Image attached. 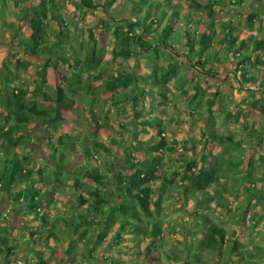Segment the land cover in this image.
Wrapping results in <instances>:
<instances>
[{
  "label": "trees",
  "instance_id": "trees-1",
  "mask_svg": "<svg viewBox=\"0 0 264 264\" xmlns=\"http://www.w3.org/2000/svg\"><path fill=\"white\" fill-rule=\"evenodd\" d=\"M76 1L83 11L98 10L108 20L115 22L113 20L116 19L112 14L118 6L119 0ZM180 1L189 3L192 8L201 10L205 14L206 20L202 22V29L197 30L196 27L200 21L190 18L188 12L181 10V6L175 4L173 0H127L137 20H122L110 31L116 44L112 51V61H127L131 57H141L145 61V67L153 68L155 66L149 60L151 53L158 58L159 48L172 47L174 49L173 46L181 43L179 45L184 49V57L193 63L194 67L199 66L204 69V65L207 63L209 71L207 70L206 73L209 74L210 66L221 61L217 56V51L208 50L211 49L213 40L217 37L215 23L212 20L214 11L217 7L222 8L231 4L241 5L245 0ZM1 2L4 4V0ZM24 2V0L15 1L20 14L25 18L30 28L29 36L20 40V44L26 55L37 58L35 72L38 75L37 79L39 77L41 81L38 83L36 80L32 81V89L29 90L28 85L22 88L21 84L24 80H17V73L12 72L6 64L0 71V196L4 195L19 208L25 207V212L32 215L34 223L30 229V235L37 237L39 242L42 241L45 244L49 253L47 259L54 258L59 251H62L69 264H74L78 258L84 264H128L110 256V253H105L107 256L103 259H98L97 255L95 256L99 246L106 241L109 235L113 239L111 242L116 245H121L124 240L123 236L126 235L137 249L142 242L149 241V249L152 252L157 247V241L162 234V221L154 214H159V206L163 197L171 193L175 195L181 193L187 202L190 197L206 194L213 190L220 198L216 202V207L233 213L226 203L222 191L213 187L219 184L222 169L238 171L232 164L237 163L240 158H234V156L228 160L223 158L220 161L216 160L213 166L204 164L205 158H201L202 165L199 166L194 159L186 161L183 166L185 172L183 174L174 173L179 177V184L166 172H162V175L158 176L156 164L132 161L130 153L127 158V174L119 173L113 185H111L108 175L103 171L100 172L99 167L95 164L86 168L82 166L74 170L67 169L66 165L69 162L67 153L69 149L72 150L75 130H71L70 133L65 132L62 125L65 121L64 112L75 110V97L92 103L99 97L108 94L110 102L118 106L122 90L132 84L135 75L127 71L123 65H119L112 68L107 78L98 85L92 84L88 78L83 79L82 76L92 78L95 74L100 75L106 71L103 52L97 45L92 29L88 30L86 49L81 56L68 57L64 54L59 56L56 52L68 49L71 44L67 40L68 34L61 29L64 26L61 22L63 20L59 17L60 12L57 4L54 0H38V4L29 9L23 6ZM248 2L251 13L247 16V23L248 27L252 28L254 22L264 16V6H262L264 4L262 0H248ZM48 19L60 23L57 33L61 36L49 44L44 36V28L41 26V23ZM178 19L186 24L181 38L178 36L181 28L177 32L173 28ZM111 22L109 21V23ZM153 24H155L154 28ZM7 27H9L8 23L5 25V28ZM135 28L139 30L138 33L134 32ZM221 30L223 35L217 43L223 46L226 55L228 54L232 60H235L236 71L240 73L237 77L242 80V86H255L259 90L256 92L254 89L247 88L249 98L246 105L264 115V70L261 69L264 65V55L261 54L264 50V38L249 36L239 38L230 22L220 23ZM131 48H133L132 51ZM11 55L16 58L13 53ZM16 62L21 63L25 69L30 65L27 61L19 62V59ZM179 64V58L175 57L158 70L151 69L154 72L152 76L156 77L158 81L155 86H158L160 91H163L164 88L167 89L169 82L177 81L179 78L182 80L183 76L178 74ZM60 66L68 68V71L62 73L60 77L64 84L55 87L48 85L47 71L50 69L59 74ZM14 82H17L19 87L13 86ZM192 88L195 91L193 95H189V92L183 90L190 105L194 101L200 103L204 91L199 86L198 80ZM140 91L141 94L146 93L144 90L140 89ZM257 95L259 96L255 97ZM161 96L165 97L163 93ZM137 101V97L131 100L134 119H137V114L142 113V108H136ZM193 111L196 114L199 113L197 108ZM97 121H94L96 126L99 125ZM104 121L106 125L109 118L105 116ZM135 123L141 128L139 130L145 131V133H147V129L143 127L153 125L147 120L135 121ZM38 124L47 128L48 134L44 140L48 146L46 170L42 172H35V161L30 154H19L17 149L20 146L26 150L30 149V134L35 139L38 138L35 135ZM154 125L158 126L159 124ZM65 127L70 129L69 126L65 125ZM139 130H137L138 133ZM157 136L158 141L153 142L150 138L143 143V146L138 143L134 144L131 150L139 153L147 152L149 155H154L157 161L159 160L156 155L162 150L174 152L173 147H168L167 137L163 135L162 130H157ZM53 138L57 139L59 147L52 145ZM233 149H238L237 143L227 145L222 151V155ZM83 150L86 159L89 160L101 152H109L107 146L102 142L91 139L84 140ZM240 150L241 148H239V153ZM47 168H49L48 172ZM108 172H112V170L108 169ZM158 180L161 181L160 184L155 185ZM110 186L116 193L119 202L113 200L110 193L107 192ZM68 187L71 189V200L67 204L64 201L67 198ZM154 195L157 196L155 200H153ZM211 197L206 201L208 202ZM57 200H64L60 204L61 207L58 206L59 203L56 204ZM252 200L256 204H260L264 201V192L249 193L248 202ZM115 202L116 204H114ZM196 207L202 211L209 209L208 205H202V203H197ZM195 217L202 221L195 222V224L192 222L190 226L204 229V236L193 235V238L190 237V239L187 237L183 242L186 254L185 262L181 263L176 256L170 258L168 255L167 259L171 264H194V262L196 264H212L218 259L222 260L223 264L227 261L238 260L242 264H260L257 259H254L255 254L243 248L237 240L228 245L225 240L224 228L212 223L207 216L202 214L195 213ZM256 217L257 214H252L251 221L254 222ZM68 226L72 231L66 229ZM180 226L185 227L182 223ZM39 227L43 229L39 230ZM45 227L47 228L45 229ZM7 230H9L7 225H0V264H4L1 262L2 253L16 254L19 252V238L11 236ZM10 230L12 231V229ZM197 231L198 228L195 233ZM9 243L11 247L8 246ZM35 243L36 239L31 241L28 239L22 244L25 248H29L31 244ZM225 245L227 247L225 251H229L230 256L228 257L225 256V251L223 253ZM55 246H60V250ZM254 249L260 250L257 247ZM33 253L35 261L28 264H48L41 252L34 251ZM204 253L208 256L213 254L214 257L217 255L219 258L203 262L200 258ZM256 257H258L257 254Z\"/></svg>",
  "mask_w": 264,
  "mask_h": 264
},
{
  "label": "rangeland",
  "instance_id": "rangeland-1",
  "mask_svg": "<svg viewBox=\"0 0 264 264\" xmlns=\"http://www.w3.org/2000/svg\"><path fill=\"white\" fill-rule=\"evenodd\" d=\"M4 1L5 3L3 4L0 0V71L6 64L12 72L17 73V80H24L21 84L22 88L28 85L29 90H31V82L36 78L34 74L37 58L26 55L25 50L20 44V40L29 36L30 28L16 6V0ZM24 1L22 3L23 6L29 9L38 4V0ZM54 1L60 12L59 17L63 20L61 22H63L64 27L61 29L68 34L67 40L71 44V47H68V49L57 51V55L64 54L68 57L81 56L84 49H86L88 30L92 29L93 36L97 40V45L103 52V62L106 71L100 75L95 74L92 78L87 76H82V78H88L92 84L98 85L102 80L107 78L112 68L123 65L132 74L136 76L141 74L140 76H143L144 79L138 80V84H135L146 92L145 94H141L139 92L140 89H134V86L131 84L122 90L121 97L118 99L120 102L118 106L110 102V95L108 94L104 97H99L98 100L92 103L84 102L81 98L75 97V110L64 112L63 114L65 121L62 125L65 132L70 133L71 130H75L73 132L74 143L72 150L69 149L67 153V157L69 158V162L66 165L67 169L74 170L82 166L86 168L95 164V166L99 167L100 172L103 171L108 175L111 185H113L119 173L127 174V158L130 153L132 154V161L144 164H156V174L158 176H161L162 172H166L179 184V177L175 176L174 173L183 174L185 172L183 166L190 159H194L199 166L202 165L200 163L201 158H205L204 164L213 166L216 160L220 161L222 158L225 160L233 156L234 158H240L237 163L232 164L238 171L233 172L226 168L222 169L220 182L213 187L216 190L222 191V195L233 213L216 207V202L220 198H218L213 190H210L206 194L190 197L187 199V202H185L181 193L179 195L167 194L160 203L159 214H154L162 221V234L157 241V247L152 252L149 249V241L142 242L137 249L126 235L123 236L124 240L121 245L112 243L111 240L113 239L109 235L106 241L99 246L95 256L97 255L98 259H103L107 256L105 253H110V256L128 264H171L167 259L169 255L170 258L176 256L180 259L181 263L185 262L186 254L183 242L186 241L187 237L190 239L193 235L199 237L205 234V230L201 227L190 226L192 222L195 224V222L202 221L195 217L196 213L207 216L209 221L224 228L226 232L225 240L228 245L237 240L243 248L255 254L254 259L261 262L259 259L261 256L263 264L264 201L260 204H256L253 200L248 202V196L252 192H264V115L246 105L249 98V90L246 86H242V80L240 77H237L240 73L236 71V65L234 64V67H231V63L227 61L223 67L210 66L211 72L207 74L206 71L209 65L204 66V69L199 66L194 67V64L184 57V49L179 45L181 43L173 46L174 49L172 47L159 48L158 58L151 53L149 60L153 62L155 66L153 68L145 67V61L141 57H131L127 61H112V51L115 49L116 44L110 31L115 28L116 24L121 23L122 20H137L136 17L131 16L129 13V3H127V0H119V7L112 14L113 18L116 19L113 20L115 22L108 20L98 10L92 12L83 11L77 5L76 0ZM173 1L175 4L181 6V10L187 11L190 18L200 21L196 27L197 30L203 28L202 22L206 18L201 10H195L185 1ZM250 13L248 0H245L241 5L231 4L226 7L216 8L212 19L215 23L217 34V37L213 40L216 48L223 47L217 43L218 39L223 35V31H220V23L223 22L232 23L235 33L239 38H246L247 36L253 38L264 35V18H262L263 20L260 19L259 22L255 21L252 28L248 27L247 16ZM7 23L9 27L5 28ZM59 24V22L51 19L41 23V26L44 28V36L48 40L47 44L61 37L57 33ZM154 25H152L153 28L155 27ZM173 28L175 32L181 28L180 34H178L181 38L186 24L181 19H178ZM134 32L138 33L139 30L135 28ZM132 50L133 48H131ZM12 53L19 59V62L27 61L30 65L25 69L21 63L16 62L17 59L12 57ZM45 56L46 54L44 53ZM175 57L179 58L178 74L183 76L182 80L179 78L177 81H171L167 84V89L164 88L163 91H160V88L155 86L158 81L156 77L152 76L154 72L151 69L155 68V70H158L167 65L172 58L175 59ZM59 69V74H56L52 70L47 71V79L49 78L50 81H47L48 85L55 87L64 84L60 77L62 73L68 71V68L60 66ZM144 70H147L148 73H145ZM216 72L218 75H216ZM147 74L151 75L148 76ZM217 77L225 78V80L220 81ZM186 79H188L187 82ZM197 80L198 84L204 87L203 97L200 103L194 101L190 105L188 99L183 94V90L191 92L192 86ZM13 86L19 87V84L14 82ZM251 87L256 92H259L255 86ZM161 93L165 97H162ZM134 97L138 98L136 108H142V113L137 114V119L133 118L131 104V100ZM195 108L199 111L198 115L193 111ZM226 114H229V116H226ZM105 116L109 118L106 125L104 121ZM96 120H98V126L94 125V121ZM140 120H147L153 124L151 127H143L147 129V133L139 130L141 128L136 125L135 121L140 122ZM156 123L159 125H154ZM65 125L69 126L70 129L66 128ZM161 125L167 134H169L167 138H172V140H168V147H173L174 152L162 150L156 155L159 160L157 161L154 155H149L147 152L139 153L131 150L134 144L138 143L140 146H143V143L150 138L153 142L158 141L157 130L160 129L165 134ZM186 125L187 127L185 128ZM37 129L35 133L38 136L37 139L30 134V149H23L22 146L17 149L19 154H30L35 161V172H42L46 170L45 162L48 156V146L44 140H46L48 134L46 132L47 128L40 124L37 125ZM137 130H139V133ZM190 133L193 135L190 136ZM86 139L102 142V144L107 146L109 152H101L90 160L86 159L87 157L83 150L84 140ZM233 143L238 144V149H233L222 155V151L226 146ZM52 145L59 147L56 138H53ZM239 148H241L240 153ZM108 169H111L112 172H108ZM48 171L49 168H47ZM160 182V180L156 181L155 185H159ZM173 187L175 186L173 185ZM179 187L182 188L181 185ZM107 192L110 193L113 200L119 202L112 186L108 188ZM70 193L71 189L68 187L65 201L57 200L56 204L59 203L58 206L60 207L63 201L68 204L71 200ZM156 197L154 195L153 200ZM210 197L211 199L207 202L206 200ZM196 202L208 205L209 209L199 210L196 207ZM24 208L14 205L4 195L0 196V225H7L9 228L7 231L10 232V235L19 238V252L16 254H1V262H4V264L31 263L35 261L34 251L41 252L44 259H47L49 256L45 244L42 241L39 242L37 237L30 235V229L34 221L32 215H28ZM152 210L155 213L154 209ZM252 214H257L254 222L250 219ZM181 223L185 227H181ZM207 224L209 223L207 222ZM196 228H198L197 233H195ZM38 229L42 230L43 228L39 227ZM66 229L72 231L69 226ZM28 239L30 241L36 239V243L31 244L29 248H25L22 243ZM6 242L8 243V241ZM8 246L11 247L10 243ZM255 247L260 248V250L257 251L254 249ZM55 248L60 250V246H55ZM225 250H227L226 245L223 253ZM256 254L259 258L256 257ZM214 256L213 254L208 256V254L204 253L200 260L207 262L208 260H212V258L216 259L218 257L217 255L216 257ZM225 256H230L229 251H225ZM221 261L218 259L212 264H223ZM47 262L48 264H69L62 251H59L54 258L47 259ZM74 264L84 263L78 258ZM225 264L242 263L238 260L234 262L227 261Z\"/></svg>",
  "mask_w": 264,
  "mask_h": 264
},
{
  "label": "crops",
  "instance_id": "crops-1",
  "mask_svg": "<svg viewBox=\"0 0 264 264\" xmlns=\"http://www.w3.org/2000/svg\"><path fill=\"white\" fill-rule=\"evenodd\" d=\"M178 2H181L180 0H178ZM262 2H263V4H264V0H262ZM4 3H5V1H4ZM128 3V2H127ZM119 7V4H118V6L115 8V10H114V13H115V11H116V9ZM4 9V8H3ZM129 9V13L131 14V16H133V17H135V15H132V10H131V8L129 7L128 8ZM216 10V9H215ZM4 11V10H3ZM101 13V12H100ZM102 14V13H101ZM103 15V14H102ZM262 18H264V16L262 17ZM259 20L260 19H258L257 21L259 22ZM263 20V19H262ZM260 37H262V38H264V35H261ZM209 51H217L218 53H217V56L220 58V62H218V63H216V64H214V65H212V66H217V67H223V66H225L226 65V63H227V61H229L230 63H231V67L233 66L234 67V64H235V60H232V58L230 57V56H227L226 54H225V52H224V50H223V48H221V47H218V48H216V46L213 44V46L211 47V49H208ZM262 55H264V50H263V53H261ZM208 64L206 63V65H204V66H207ZM263 67V68H262ZM261 67V69H264V65ZM36 70H37V68H36ZM50 70V69H49ZM145 71V70H144ZM145 73H148L147 72V70L145 71ZM35 80H36V82L38 83V82H40L41 81V79H39V77H38V79H37V73L35 72ZM141 74H138V76H136L135 75V79H134V81L132 82V86H134V89H137V90H139L140 88L139 87H137V84H138V82L142 79H144L143 78V76H140ZM216 75H218L217 74V72H216ZM211 76H214V75H211ZM217 79H220V81L221 80H225V78H220V77H217ZM139 80V81H138ZM187 80L188 79H186V82H187ZM34 81V80H33ZM47 81L48 82H50L49 81V78L47 79ZM135 83H137V84H135ZM223 84H225V83H223ZM139 86V85H138ZM199 86L201 87V89H204V87L203 86H201L200 84H199ZM247 88H249V89H253L252 87H247ZM139 92H141V91H139ZM194 89L192 88V90H191V92H189V95H193L194 94ZM105 96V95H104ZM104 96H101V97H104ZM197 102V101H196ZM199 102V101H198ZM190 113H193V112H190ZM196 114V113H195ZM198 115V114H197ZM162 126V125H161ZM163 127V126H162ZM187 127V125L185 126V128ZM164 131H165V129H164V127L162 128ZM163 135H165L166 137L169 135V134H167V132L165 131V134L163 133ZM193 134L192 133H190V136H192ZM181 137H183L182 135H181ZM172 140V138H167V141L168 140ZM190 144H191V142H190ZM192 145V144H191ZM260 264H262V262H263V260H262V257L260 256ZM264 264V263H263Z\"/></svg>",
  "mask_w": 264,
  "mask_h": 264
}]
</instances>
